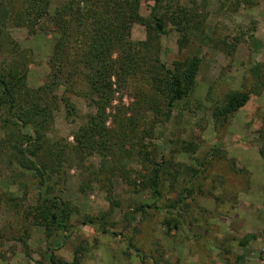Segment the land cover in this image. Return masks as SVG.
<instances>
[{"label": "rangeland", "instance_id": "rangeland-1", "mask_svg": "<svg viewBox=\"0 0 264 264\" xmlns=\"http://www.w3.org/2000/svg\"><path fill=\"white\" fill-rule=\"evenodd\" d=\"M63 1L54 0L49 15L33 30L10 21L7 6L0 10V28L28 57L31 89L49 80V60L56 44L52 18L63 7ZM180 1L201 20L206 18L205 31L194 30L186 37L170 27L169 35L160 37L156 50L168 67L192 57L202 59L196 93L190 103L174 110L164 126L156 124L152 128L151 122L156 123L158 115L140 104L149 91L140 80L129 79L123 92L117 94L107 122V127L115 131L111 133L110 151L94 152L82 162L70 161L62 169H54L55 195L67 202L73 213L72 235L56 252L66 263L151 264L153 260L158 264H264V155L260 153L264 150V94L252 96L220 130L214 126L211 112L214 101L231 90L251 86V65L264 64V0ZM17 5L20 7L19 1ZM151 6L152 3L143 4L141 16L147 19ZM241 36L233 58H227L225 43ZM132 40H147L144 26H133ZM3 59L0 55V61ZM64 92V87L57 91L58 102ZM70 96L75 113L69 116L64 105L57 104L47 139L52 150L60 147L73 152L74 134L95 112L85 100ZM135 111L139 117L136 125L129 122ZM120 121L124 123L120 125L125 127L123 131L118 126ZM6 139L8 136L0 130V141ZM194 141L200 148L195 159L206 161L208 170L190 189L187 204L192 201L191 210L184 214L183 225L166 235L163 214L149 211L141 218L138 212L140 205L152 203L150 191L130 188L123 174L128 172L138 185L142 182L141 174L146 171L138 145L145 143L152 157L158 153L159 157L169 158L180 146ZM218 148L223 151L219 156L215 152ZM3 151L0 150V264H47L44 255L48 247L60 239L49 236L31 212L39 200L32 173L17 165L9 168V155ZM49 153L48 149L47 154L44 152L45 159ZM175 156V162L187 167L195 165L190 156ZM176 177L175 182L167 183L164 203L190 188L187 170L178 171ZM105 214L109 215L108 229L127 235L147 259L127 249L126 240L103 235L94 226L82 224ZM250 235L256 239L244 246L242 241ZM240 256L244 260L239 262Z\"/></svg>", "mask_w": 264, "mask_h": 264}, {"label": "trees", "instance_id": "trees-1", "mask_svg": "<svg viewBox=\"0 0 264 264\" xmlns=\"http://www.w3.org/2000/svg\"><path fill=\"white\" fill-rule=\"evenodd\" d=\"M53 1L0 0V10L7 6L10 21L33 30L49 15ZM148 3L152 6L146 19L141 16V8ZM205 22L206 18L201 20L194 10L183 7L180 0H64L63 7L56 10L52 18L56 44L49 60L51 74L47 83L37 89L28 85L27 55L20 52L13 39L0 28V55L4 58L0 61V130L8 136L7 141H0V146L3 152L7 148L13 151L11 153L8 149L4 153L9 155V168L17 165L32 173L39 200L31 212L49 236L56 235L60 239L56 245L48 247L44 255L47 264H73L64 262L56 253L72 235L74 227L71 223L72 209L55 195L54 169H62L70 161L82 162L94 152L110 151L111 133L115 131L107 127V122L117 94L123 92L131 78L140 80L149 91L147 97L139 102L158 115L159 120L151 122L152 128H156V124L164 126L179 105L190 103L197 90L202 59L192 57L168 67L160 60L156 46L160 37L169 35L170 27L187 37L194 30L204 32ZM135 25L145 27L146 41L136 43L132 40ZM241 42L242 36L225 43L227 58H233ZM249 75L251 86L244 87L242 91L231 90L222 99L214 101L211 112L216 129L229 124L252 96L264 94V64L251 65ZM62 87L65 92L58 102L57 91ZM71 94L85 100L95 112L74 134L76 146L73 152L60 147L52 150L47 139L55 121L57 104H63L67 114L73 115L75 107ZM135 112L129 120L134 125L139 120L138 111ZM123 124V121L118 122L121 131L125 128L121 127ZM138 146V155L146 171L141 174L142 182L138 185L128 172H124L123 178L137 192L150 191L152 203L140 205L138 212L141 218L149 211L163 214L166 235H171L180 229L185 221L184 214L191 210L192 201L187 204L190 189L208 170L206 161L200 163L195 159L200 150L195 141L180 146L169 158L165 155L159 157L157 151V155L150 156L145 143ZM47 149L50 153L45 159ZM215 152L217 156L223 154L219 148ZM177 153L190 156L195 165L187 167L175 162L177 156H173ZM260 153L264 155V150ZM182 170L188 171L190 188L177 199L164 203L167 183L175 182L177 172ZM107 216L88 218L82 224L94 226L103 235L126 240L127 249L134 250L141 259H147L134 248L127 235L115 234L108 229ZM255 239L253 235L247 236L242 244L247 246ZM243 260L242 256L238 259L239 262ZM151 264L158 263L152 260Z\"/></svg>", "mask_w": 264, "mask_h": 264}]
</instances>
